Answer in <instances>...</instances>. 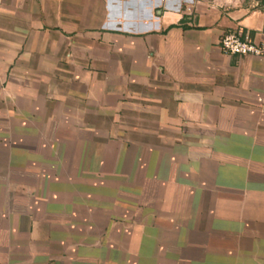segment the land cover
<instances>
[{
  "label": "crops",
  "instance_id": "obj_1",
  "mask_svg": "<svg viewBox=\"0 0 264 264\" xmlns=\"http://www.w3.org/2000/svg\"><path fill=\"white\" fill-rule=\"evenodd\" d=\"M239 31L264 43V0H0V264H96L128 183L264 160V56L219 46Z\"/></svg>",
  "mask_w": 264,
  "mask_h": 264
},
{
  "label": "rangeland",
  "instance_id": "obj_2",
  "mask_svg": "<svg viewBox=\"0 0 264 264\" xmlns=\"http://www.w3.org/2000/svg\"><path fill=\"white\" fill-rule=\"evenodd\" d=\"M231 154L237 159L227 164L239 167L215 169L202 162L189 175L183 169L174 173L184 175L185 183H128V206L112 217L111 231L95 249L96 264H264V160L256 153ZM64 217L80 229L88 219L101 225L106 219ZM63 234L59 228L54 237ZM71 234L84 240L87 233Z\"/></svg>",
  "mask_w": 264,
  "mask_h": 264
},
{
  "label": "built area",
  "instance_id": "obj_3",
  "mask_svg": "<svg viewBox=\"0 0 264 264\" xmlns=\"http://www.w3.org/2000/svg\"><path fill=\"white\" fill-rule=\"evenodd\" d=\"M219 46L227 54L264 56V43L256 42L247 32L226 33L220 38Z\"/></svg>",
  "mask_w": 264,
  "mask_h": 264
},
{
  "label": "trees",
  "instance_id": "obj_4",
  "mask_svg": "<svg viewBox=\"0 0 264 264\" xmlns=\"http://www.w3.org/2000/svg\"><path fill=\"white\" fill-rule=\"evenodd\" d=\"M183 21H184V20H183ZM183 21H182V22H183ZM182 27H184V28H185V27H187V25H185V24H182Z\"/></svg>",
  "mask_w": 264,
  "mask_h": 264
}]
</instances>
